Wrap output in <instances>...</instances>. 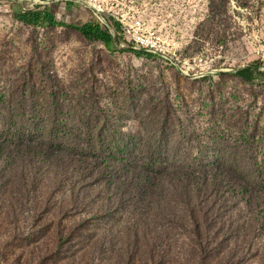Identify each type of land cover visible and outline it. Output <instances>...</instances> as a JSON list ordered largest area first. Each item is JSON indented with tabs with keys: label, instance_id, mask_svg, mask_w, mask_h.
<instances>
[{
	"label": "trees",
	"instance_id": "16d2710c",
	"mask_svg": "<svg viewBox=\"0 0 264 264\" xmlns=\"http://www.w3.org/2000/svg\"><path fill=\"white\" fill-rule=\"evenodd\" d=\"M229 3L211 0L197 34L228 38ZM27 4H14L13 15L32 33L67 25L46 6ZM109 22L116 38L94 16L70 26L110 51L122 35L120 22ZM28 42L27 70L0 85V189L7 188L0 212L5 205L18 211L26 239L44 241L39 257L47 264H102L105 255L113 264H264V78L253 66L234 75L255 89L252 110L224 111L227 123L215 119L196 147L198 129L167 93L156 95L148 76L123 73L121 83H105L92 59L65 83L37 41ZM71 211L80 217L67 225L62 218ZM12 218L0 213L10 227Z\"/></svg>",
	"mask_w": 264,
	"mask_h": 264
},
{
	"label": "rangeland",
	"instance_id": "374dc122",
	"mask_svg": "<svg viewBox=\"0 0 264 264\" xmlns=\"http://www.w3.org/2000/svg\"><path fill=\"white\" fill-rule=\"evenodd\" d=\"M23 1L0 0V85L16 81L20 72L27 70L28 39L33 37L39 51L43 52L54 72L65 83L78 67L86 66L85 63L92 59L100 63L97 70L105 83H121L119 78L123 73L133 78L148 76L156 95L167 93L188 123L198 129L194 136L197 139L191 142L196 147L209 139L204 131L215 126V119L223 125L227 123L222 121L224 111L239 112L241 109L245 116L254 107L252 104L255 101L251 96H254L255 89L234 75L243 67L253 66L257 74L264 78V0H248L249 7H241L236 0H229L234 27L228 38H218L215 32L209 36L205 32L197 34L211 0H100L104 9L102 17L108 22L110 18H115L121 24L122 39L115 40L110 51L101 40H89L70 26L82 25L93 16L102 22L93 9L71 1L26 0L29 7L35 4L46 6L56 21L67 24H48L37 27L32 33L33 27L23 25L13 15L18 9L13 5ZM138 19L145 30L161 34L166 49L156 53L158 56L137 53L123 33L121 21L131 24ZM109 24L111 27L105 25L117 36V31ZM226 70L229 72H224ZM225 73L233 76L222 79L220 75ZM261 89L258 92L259 105L264 106V84ZM261 120L264 123V115ZM6 189L2 187L0 190L3 192ZM0 197L6 201V192ZM3 209L2 212L11 211L15 216L10 222L16 226L10 227L5 220H0V264H40L37 258H41L42 264H47L44 255H38L43 252L40 247L44 241L35 240L32 236L31 242L26 239L18 207L16 215L8 205ZM79 217L71 211L63 216L62 221L70 225ZM55 226L56 223H51L52 232L47 237L49 242H52ZM261 243L264 244V241ZM103 260L102 264H113L114 261L111 255H105ZM86 261L87 264H97ZM209 264H215V259ZM242 264L257 263L250 260Z\"/></svg>",
	"mask_w": 264,
	"mask_h": 264
},
{
	"label": "built area",
	"instance_id": "2783aa9c",
	"mask_svg": "<svg viewBox=\"0 0 264 264\" xmlns=\"http://www.w3.org/2000/svg\"><path fill=\"white\" fill-rule=\"evenodd\" d=\"M52 1H71L82 4L87 8L98 11L103 15V6L100 0H52ZM123 33L129 38L132 49L146 51L149 53H160L165 51L162 36L157 31L145 30L141 20H135L131 24L121 21Z\"/></svg>",
	"mask_w": 264,
	"mask_h": 264
},
{
	"label": "water",
	"instance_id": "95a60500",
	"mask_svg": "<svg viewBox=\"0 0 264 264\" xmlns=\"http://www.w3.org/2000/svg\"><path fill=\"white\" fill-rule=\"evenodd\" d=\"M20 1H23V0H20ZM94 11L96 12L97 16L102 20L103 23H105L107 26L111 27V25L109 24V22H108L105 18H103L102 15H101L98 11H96V10H94ZM112 34H113L114 37L116 38V33H115V31H113ZM224 72H229V71L226 70V71H224Z\"/></svg>",
	"mask_w": 264,
	"mask_h": 264
}]
</instances>
